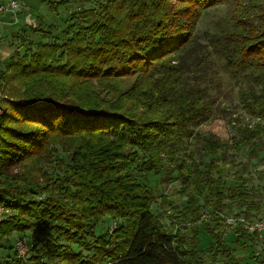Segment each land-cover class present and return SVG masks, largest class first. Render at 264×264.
<instances>
[{"label":"trees","instance_id":"16d2710c","mask_svg":"<svg viewBox=\"0 0 264 264\" xmlns=\"http://www.w3.org/2000/svg\"><path fill=\"white\" fill-rule=\"evenodd\" d=\"M220 3L227 12L210 36V53L235 77L245 110L264 122V0H106L72 13L60 42H35L36 50H15L4 62L0 251L12 249L3 240L14 232L30 231L32 246L25 261L0 255V264H204L197 224L203 214L216 221L203 224L212 259L222 255L225 264H240L225 229L242 249L258 236L226 223L231 205L244 208L235 217L264 214L251 212L259 202L243 188L224 190L211 174L214 155L227 144L196 132L225 112L214 106L212 62L193 34L201 12ZM28 14L37 22L32 30L51 35L53 26L38 11ZM132 76L133 84L121 90L118 82ZM93 82L114 87L115 96H94ZM237 132L239 143L258 131ZM55 147L65 151L62 173L40 183L35 159ZM24 165L29 168L13 172ZM174 173L181 191L192 187L185 204L172 207L180 224L175 231L152 212L156 190L148 183L149 175L168 183ZM106 215L115 226L96 234ZM253 261L264 264L259 255Z\"/></svg>","mask_w":264,"mask_h":264},{"label":"rangeland","instance_id":"374dc122","mask_svg":"<svg viewBox=\"0 0 264 264\" xmlns=\"http://www.w3.org/2000/svg\"><path fill=\"white\" fill-rule=\"evenodd\" d=\"M18 7L10 10H0V69L4 68V62L17 50L18 55L23 53H31L36 50L35 42L48 41L51 38H57L60 42L62 40L61 32L67 28L71 23L72 13H78L83 10L98 8L101 2L106 0H17ZM0 3L5 5L7 0H0ZM29 9L38 11L43 17V22L47 25H52L53 30L51 35L46 37L40 34L39 30H32L36 26V20L28 14ZM227 12V5L220 3L213 5L203 10L197 19L194 28V37L197 39L205 51L208 50L209 59L212 62V71L208 76L209 92L215 98V104L225 110L219 117L209 120L207 123L196 128V132L201 135L209 133L214 134L220 142L227 144V149L221 148L219 152L214 155L217 159V166L210 168L211 174L215 179L226 188H234L239 185L240 188L248 195V198L259 202L258 210L253 208L251 212L258 215L264 214V122L258 118L251 116L243 107L239 87L237 86L235 77L222 66L219 58L211 52L209 40L211 34L218 31L221 24H224V18ZM46 30V29H45ZM46 32V31H44ZM207 53V52H206ZM1 73V72H0ZM135 77H128L118 82V87L124 90L130 87L134 82ZM4 84V83H2ZM12 84V83H9ZM81 88L87 90V85H82ZM76 89V88H75ZM114 87L111 89L104 88L98 83L93 82V86L89 88L94 96L111 100L115 96ZM237 128L251 129L258 131L255 137H249V141H242L237 143L241 138L234 136L238 134ZM55 153H49V157L36 158L35 166L38 172L36 177L40 183H52V174L60 168V159L65 157V151L60 147L52 148ZM212 156L205 155L204 159L209 161ZM221 159V160H220ZM25 165L13 170V172L21 173L23 169H28ZM55 168V169H54ZM221 168V169H220ZM149 184L156 190V198L152 205V212L160 214L161 220L167 229L175 231L180 227L177 219L178 213H174L172 207L174 205L182 206L192 191V187L181 191L180 181L176 179V173L173 174L172 179L168 183H162L160 176L149 175ZM220 186V185H219ZM53 193H56L53 191ZM226 193V192H224ZM198 198H203L202 196ZM202 199H200V203ZM231 214L228 216L234 217V214L242 212L243 207L238 205L235 201L231 205ZM0 207V215L5 213ZM207 214H203L201 222H198L200 244L204 264H225L222 255H218L216 259H212L211 254L207 248L211 242L210 236L204 231L203 224L209 222L211 225L215 224V220L210 218ZM187 225L189 221L187 220ZM115 222L109 216L99 222L96 227V234L103 233L108 230L112 231ZM224 240L228 246L235 248V256L240 264H256L253 261V256H260L264 259V233L255 238L253 247L246 249L238 248L234 244V235L231 229L226 228L223 234ZM245 242L248 244V240ZM3 243L7 246H12V249L0 251V255L5 259L21 258L25 261L26 256L30 253L32 246L31 232L12 233Z\"/></svg>","mask_w":264,"mask_h":264},{"label":"built area","instance_id":"2783aa9c","mask_svg":"<svg viewBox=\"0 0 264 264\" xmlns=\"http://www.w3.org/2000/svg\"><path fill=\"white\" fill-rule=\"evenodd\" d=\"M18 7L17 0H7L5 5L0 4V10H10ZM226 223L229 225H241L247 232L255 233L260 236L264 233V218L261 219H247L244 216L232 217L227 216L225 218Z\"/></svg>","mask_w":264,"mask_h":264},{"label":"crops","instance_id":"0c3cea01","mask_svg":"<svg viewBox=\"0 0 264 264\" xmlns=\"http://www.w3.org/2000/svg\"><path fill=\"white\" fill-rule=\"evenodd\" d=\"M1 4V3H0Z\"/></svg>","mask_w":264,"mask_h":264}]
</instances>
